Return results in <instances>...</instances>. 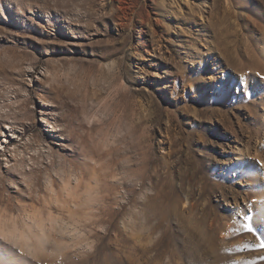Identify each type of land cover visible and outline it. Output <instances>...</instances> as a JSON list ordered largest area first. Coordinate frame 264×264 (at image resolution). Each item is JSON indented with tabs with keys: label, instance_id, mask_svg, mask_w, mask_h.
Masks as SVG:
<instances>
[{
	"label": "rangeland",
	"instance_id": "obj_1",
	"mask_svg": "<svg viewBox=\"0 0 264 264\" xmlns=\"http://www.w3.org/2000/svg\"><path fill=\"white\" fill-rule=\"evenodd\" d=\"M6 122L0 264H264V0H0Z\"/></svg>",
	"mask_w": 264,
	"mask_h": 264
},
{
	"label": "snow or ice",
	"instance_id": "obj_2",
	"mask_svg": "<svg viewBox=\"0 0 264 264\" xmlns=\"http://www.w3.org/2000/svg\"><path fill=\"white\" fill-rule=\"evenodd\" d=\"M255 75H259V74H255ZM248 81L244 78L241 77H237V87L239 88V90L242 92L244 87L247 85ZM233 91H235V89H233ZM0 145H3L4 148L6 149L7 145L3 143V138L0 137ZM93 180H95V177H92ZM118 179V178H117ZM74 181L76 188H72L70 186L71 182ZM131 183V181H130ZM80 185V180L76 179L75 176H69L68 180L64 183V192L66 193L67 197L71 198V199H79L81 196L86 198V202L89 204H95L96 201V193H94V191L91 188L86 189L84 192H78L77 189L79 188ZM38 211H37V215H38ZM239 220V217H238ZM245 222H241L240 223V228L237 229V231H246L247 233H251L256 235L259 231V226H254L253 223L251 222V218L247 217V215H245L244 218ZM100 231H104L103 229H100ZM69 235H74L72 233H69ZM0 239H5V240H9V242L11 244H13L14 246H16L17 248L20 249L21 252H24L25 249L23 247H21L22 243H23V237H19L17 239H10L9 236L7 234H5L4 236H0ZM257 239L260 241V243L258 244V247L260 249H264V233H259L257 236ZM28 253H31V249H28ZM262 260H264V257H261ZM245 264H247V262H245Z\"/></svg>",
	"mask_w": 264,
	"mask_h": 264
},
{
	"label": "bare ground",
	"instance_id": "obj_3",
	"mask_svg": "<svg viewBox=\"0 0 264 264\" xmlns=\"http://www.w3.org/2000/svg\"><path fill=\"white\" fill-rule=\"evenodd\" d=\"M43 122H47L46 121V118L43 119ZM54 127V126H53ZM16 126L12 123H5V125L3 124V126L0 127V136L3 137V143L7 145L6 149L4 148L3 145H0V148L4 151H9L11 152V155L12 156H15V154L17 153L18 151V148L15 147L14 149L11 148L10 149V145H13L14 144V141L16 138L19 137V133L18 131L16 130ZM49 131H55L54 128H52L51 130ZM10 149V150H9ZM8 161V160H7Z\"/></svg>",
	"mask_w": 264,
	"mask_h": 264
}]
</instances>
